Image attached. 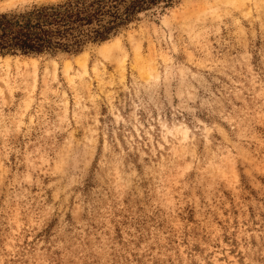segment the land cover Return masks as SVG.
Instances as JSON below:
<instances>
[{
  "label": "rangeland",
  "instance_id": "374dc122",
  "mask_svg": "<svg viewBox=\"0 0 264 264\" xmlns=\"http://www.w3.org/2000/svg\"><path fill=\"white\" fill-rule=\"evenodd\" d=\"M0 264H264V0L0 58Z\"/></svg>",
  "mask_w": 264,
  "mask_h": 264
},
{
  "label": "trees",
  "instance_id": "16d2710c",
  "mask_svg": "<svg viewBox=\"0 0 264 264\" xmlns=\"http://www.w3.org/2000/svg\"><path fill=\"white\" fill-rule=\"evenodd\" d=\"M180 0H65L0 13V58L77 57Z\"/></svg>",
  "mask_w": 264,
  "mask_h": 264
}]
</instances>
